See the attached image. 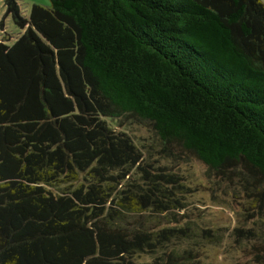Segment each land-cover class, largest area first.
<instances>
[{
	"label": "trees",
	"instance_id": "1",
	"mask_svg": "<svg viewBox=\"0 0 264 264\" xmlns=\"http://www.w3.org/2000/svg\"><path fill=\"white\" fill-rule=\"evenodd\" d=\"M48 2L4 0L0 264H264V4ZM193 164L231 228L191 203Z\"/></svg>",
	"mask_w": 264,
	"mask_h": 264
},
{
	"label": "rangeland",
	"instance_id": "2",
	"mask_svg": "<svg viewBox=\"0 0 264 264\" xmlns=\"http://www.w3.org/2000/svg\"><path fill=\"white\" fill-rule=\"evenodd\" d=\"M19 4V16L21 18H27L29 14L30 7L32 5H39L44 7H49L48 0H16ZM264 4V0H260ZM5 12L4 0H0V40L7 35V43H11L14 38L18 35V28L13 24L10 18L3 17ZM144 133V132H142ZM149 142V143H148ZM151 146L152 148H157V144L148 139L145 144ZM189 172L192 174V177L188 180H192L194 183H197V193L194 194V199L191 203L201 201L204 204L194 203L199 205L202 210L200 211L201 215L206 218V222L210 225H222L229 226L231 228L236 224L233 212L231 207L235 206L236 201L232 199V191L228 184L220 185L218 182L211 183L210 180L205 175L204 171L200 165L193 164L189 166ZM192 178V179H191ZM232 193V194H231ZM211 195L215 198H225L228 200L227 203L221 202V204H213L210 202ZM231 195V198H230ZM230 200H232L230 202ZM212 201V200H211ZM226 204L231 205L228 206ZM222 206V207H221ZM237 208V207H236ZM208 257L203 260V264H252L250 261H247L242 258L241 255L237 256L233 254L226 245L219 249H211L207 252Z\"/></svg>",
	"mask_w": 264,
	"mask_h": 264
}]
</instances>
